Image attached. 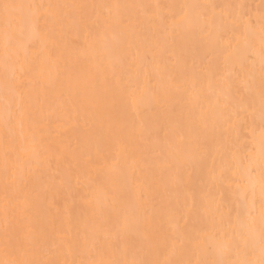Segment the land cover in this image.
<instances>
[{"label":"bare ground","instance_id":"bare-ground-1","mask_svg":"<svg viewBox=\"0 0 264 264\" xmlns=\"http://www.w3.org/2000/svg\"><path fill=\"white\" fill-rule=\"evenodd\" d=\"M0 264H264V0H0Z\"/></svg>","mask_w":264,"mask_h":264}]
</instances>
